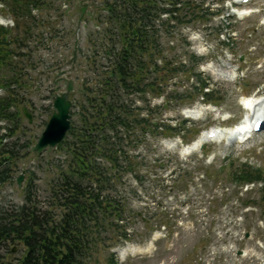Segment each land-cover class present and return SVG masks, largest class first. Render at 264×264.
I'll return each instance as SVG.
<instances>
[{
	"label": "rangeland",
	"instance_id": "374dc122",
	"mask_svg": "<svg viewBox=\"0 0 264 264\" xmlns=\"http://www.w3.org/2000/svg\"><path fill=\"white\" fill-rule=\"evenodd\" d=\"M48 1L32 11L44 23L35 27L41 33H35L28 47L22 48H30L32 57L23 68L29 79L19 88L22 97L16 107L20 114L11 136L28 138L32 143L51 114L54 95L65 90L66 83L58 76L72 79L70 97L74 104L83 97L82 82L92 84L108 61L102 51L103 24L97 18L105 11L102 0ZM232 1L225 0L227 11L223 13L210 14L204 22L195 19L175 26L172 35L161 36L163 59L172 60L171 65L179 61L191 64L189 54L201 55L194 68L176 72L160 86L147 87L142 94L133 93L126 99L136 115L161 123L181 120L186 116L185 108L199 107L201 111L190 117L192 122L183 125L178 133L145 130L142 134L138 127L132 130L126 147L137 155V164L123 173L116 191H112L132 209L123 219L128 238L114 242L118 235L111 228L105 245L100 243L92 253L91 263L106 264L111 251L117 253L128 246L123 258L116 255L117 264H264V208L259 201V183L250 185L247 191L242 187V197L254 204L236 213L232 206L233 202L238 204L236 196L233 201H221V195L230 196L237 186L230 180V161H248L264 168V129L244 140L224 135L208 139L201 148L181 151L185 145L182 137L191 142L211 125L230 128L232 132L231 127L246 114L243 99L264 98V0ZM208 3L212 7L216 4L215 0H204V4ZM241 10L248 11L240 14ZM161 17L165 18V14ZM13 21L7 6L0 3V24L9 26ZM220 65L233 68L234 73L219 75L216 67ZM192 70L200 71L209 81L213 100H201L194 88L197 80ZM2 72L4 69H0ZM159 90L162 91L157 93ZM3 93L5 87L0 84V95ZM23 105L32 114V122L21 112ZM135 139L138 143L133 145ZM58 154L61 151L56 147H46L40 155L30 150L18 159L13 177L0 183V206L12 209L23 201L22 186L30 170L35 174L37 197L46 206L50 192L56 191L53 162ZM176 165L177 171L169 174ZM184 169L188 173L174 187L173 179ZM20 173L23 179L18 185L16 177ZM132 246L133 251L129 249ZM23 253L22 242L4 239L0 243V264H19Z\"/></svg>",
	"mask_w": 264,
	"mask_h": 264
},
{
	"label": "trees",
	"instance_id": "16d2710c",
	"mask_svg": "<svg viewBox=\"0 0 264 264\" xmlns=\"http://www.w3.org/2000/svg\"><path fill=\"white\" fill-rule=\"evenodd\" d=\"M215 1L219 5L213 9L204 0H102L105 11L97 18L103 24L102 51L108 61L92 84L82 82L83 97L74 102L76 108L72 109L76 117L72 116L70 128L56 146L61 151L53 162L56 191L50 192L46 206L41 205L35 174L30 170L22 186L23 201L12 209L0 206V243L7 238L22 242L24 253L19 264H94L90 261L92 253L100 243L105 245L111 228L118 235L114 242L128 238L123 219L132 209L123 197L112 193L123 173L137 164V155L129 153L126 147L127 137L137 127L142 134L145 130L178 133L192 120L182 118L177 125L153 121L136 115L126 99L133 93L142 94L147 87L160 86L161 81L167 82L176 72L196 66L202 57L195 53L189 54L191 64L179 61L171 65L172 60L163 59L161 36L172 35L175 26L195 19L204 22L208 15L218 13L223 9V0ZM0 3L14 17L12 25L0 24V69L5 71L0 74V84L5 87V93L0 95V119L7 121L0 125L5 127L4 132L0 131L1 183L13 177L17 160L30 152L33 144L28 138L11 136L20 114L16 107L22 97L19 88L29 79L23 68L32 57L30 48H22L41 33L35 27L44 23L32 11L49 1L0 0ZM191 74L196 75L194 88L202 99L213 100L214 90L208 88L207 79L198 71L192 70ZM183 140L186 141L184 137ZM137 143L135 139L133 145ZM231 162L230 180L237 186L230 196L221 195V201H233L236 196L238 204L232 203L236 213L239 208L254 204L242 197V187L259 183V201L264 208V168L248 161ZM177 169L178 165L173 166L172 172ZM187 173L184 169L178 174L173 186L178 187L182 175ZM106 264H115L113 252Z\"/></svg>",
	"mask_w": 264,
	"mask_h": 264
},
{
	"label": "water",
	"instance_id": "95a60500",
	"mask_svg": "<svg viewBox=\"0 0 264 264\" xmlns=\"http://www.w3.org/2000/svg\"><path fill=\"white\" fill-rule=\"evenodd\" d=\"M65 80V90L54 95L53 109L46 121L44 128L41 130L40 134L31 146L33 151L41 152L46 147L56 146L57 143H59L65 137L68 129L70 128L72 115L70 111L72 106L70 90L73 88V82L71 79ZM22 112L28 119V122H32V114L30 111H28L26 105L22 106ZM22 179L23 174L20 173L16 177V182L18 185L21 184Z\"/></svg>",
	"mask_w": 264,
	"mask_h": 264
},
{
	"label": "bare ground",
	"instance_id": "6f19581e",
	"mask_svg": "<svg viewBox=\"0 0 264 264\" xmlns=\"http://www.w3.org/2000/svg\"><path fill=\"white\" fill-rule=\"evenodd\" d=\"M247 12V11H244ZM211 67V66H210ZM216 67V66H215ZM216 69L218 70V73L222 74V75H231L233 74V68H229V66L227 67H223L222 65H220L219 68L216 67ZM233 77V75H232ZM224 78V77H223ZM229 78V77H228ZM247 102H249L250 105H253V111L250 115H248V119H244L243 121H241L238 124L236 128L232 129L233 133L238 132L239 134H244L245 131H247L249 129V125H251V123H254L255 119L262 118L263 122H264V98L262 100H258V101H254V99H248ZM201 108L199 107H195L194 109H186V113L191 115V116H197V113ZM241 124V125H240ZM264 129V126L262 128H260L259 131H262ZM231 132V133H232ZM243 132V133H242ZM220 133V135H219ZM226 134V133H225ZM229 134V133H227ZM220 136H224V133H222L219 129H217L216 127H211L204 135L200 136L197 140L195 139L192 142V146L195 144H199L202 141H204L205 139H209L210 137H220ZM225 136H229V135H225ZM121 254L124 255L126 252V248L121 249Z\"/></svg>",
	"mask_w": 264,
	"mask_h": 264
},
{
	"label": "flooded vegetation",
	"instance_id": "af4514ba",
	"mask_svg": "<svg viewBox=\"0 0 264 264\" xmlns=\"http://www.w3.org/2000/svg\"><path fill=\"white\" fill-rule=\"evenodd\" d=\"M60 77H61V76H58L59 79H61ZM63 77H64V76H63ZM62 80L64 81V78H63Z\"/></svg>",
	"mask_w": 264,
	"mask_h": 264
}]
</instances>
